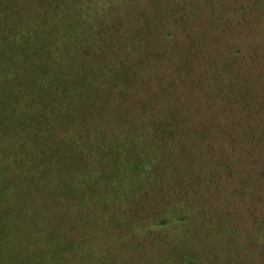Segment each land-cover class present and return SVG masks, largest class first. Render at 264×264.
Segmentation results:
<instances>
[{
  "label": "trees",
  "instance_id": "1",
  "mask_svg": "<svg viewBox=\"0 0 264 264\" xmlns=\"http://www.w3.org/2000/svg\"><path fill=\"white\" fill-rule=\"evenodd\" d=\"M124 1L0 0L1 234L5 225L3 214L7 212L5 204L11 200L16 203L24 202L31 195L41 198L38 200L42 201L43 208L56 207L65 216L71 213L72 216H87V209L92 210L99 205L108 206L121 199L126 204L128 196L136 197L145 186V180H150L154 174H158L159 180L167 173L177 175L175 165L165 162L172 152L168 150L165 155L158 152L162 146H166V142L172 146L184 133L188 137L210 135L211 142L215 130V135H227L225 141L234 156L227 154L221 146L211 151L207 160L212 163V173L206 172L202 176L203 180L195 181L190 190V199L181 198L182 202L185 201L183 211H179L181 208L178 206H169L162 215L166 217L152 220L149 229L159 231L176 225L180 229L184 222H189L195 216L202 224H216L213 236L215 240L228 238L237 231V224L234 227L226 226L227 223L232 225L231 218H234L233 214L236 212H219L221 205L216 197L208 199L209 203L203 202L199 197V188L202 184L207 187L216 186L218 189L217 184L234 182L236 174L237 178L242 179L245 172L236 164L244 163L243 154L246 152L257 160V176L264 173V163L262 168L257 166L259 163L261 165L258 158L264 153L260 149L264 133H259L256 142L248 139L247 145L246 140L242 141L240 129L237 130L236 137L233 135L236 133L234 124L241 125L239 104L243 106L241 112L245 115L244 119L246 115L255 116L261 112L258 109L264 107V78L260 79L255 75L259 71V74L264 73V66L258 69L255 63L263 55L252 54L250 61H246L249 59H243L236 51L240 42L248 40L250 36H260L251 31L252 25L256 26L261 21L255 12L260 10L261 3L259 0H227L224 4L222 0H216L217 4L212 0H204L198 3L201 5L212 1L207 6L209 16L212 17L213 14L217 19L223 20L224 25H232V29L239 32L233 35L237 42L233 44L234 52L228 53V62L225 64V67L235 65L229 73L233 81L228 82V78L213 72L214 62L209 63L210 57L207 60L206 52H199L196 47L194 49L197 43L193 45L192 41L188 46H183V57L180 55L177 58L181 62L179 65L183 71L192 74L186 79L199 90H208L214 82L220 95L226 83H230L227 84V93L232 95L237 86L236 95L239 93V97L236 100L237 115L227 116L225 123L214 126L206 133L205 130L193 133L191 126L187 125L188 120L186 122L182 119L179 122L169 110H154L160 95L152 96L155 99L146 103L143 98L138 102V117L139 110L140 116H146L149 109V118L147 122H141V130L135 132V127L124 123L133 112L136 83L147 82L152 75L151 67L164 63L166 47L170 49L171 39H175L168 29L172 30V26H180L182 23L187 25L189 22L186 21L189 14L183 9V4L181 7L178 3L180 9L171 10L167 7L168 0H152L154 5L150 7L146 5L150 0H129L128 4L133 7L126 6V11L129 9L134 12H129L130 21L124 17L123 29L116 22L120 18L118 11ZM141 3L142 8L139 5ZM222 5L228 7L223 16L220 15ZM248 11L255 14L253 20L257 22H252L254 24L250 23ZM200 31L191 35L195 41L205 39L207 32ZM182 38L183 41L187 40ZM262 49L264 47L258 50V54ZM193 50L198 58L207 60L210 64L203 80L199 78L202 75L194 78L192 69L205 63L198 61L194 54L189 55L193 63L188 61L187 53ZM241 76L243 79L240 80ZM194 80L197 82H193ZM169 90H172V86H169ZM169 101L170 99L165 102ZM179 116L182 117L180 114ZM124 124L127 128L129 126L128 131L119 133L118 127L122 129ZM262 124L264 126V121ZM185 125L186 129L183 128ZM236 153L243 154L239 158L235 156ZM187 185L190 188L189 182ZM224 189L226 192L228 187L224 185ZM238 195L244 199L241 204L242 215L252 217V195L248 192L229 193L228 199L223 203L235 204L232 199ZM259 200L257 197L256 203ZM32 202L30 199V204ZM13 204L15 211L26 210V213L10 229L11 241L21 239L20 234L16 236L18 231L14 230L17 226L26 223L32 225L35 222L34 215L28 214L30 205L25 206L23 203L18 207ZM256 225L253 239L247 237L242 246L251 250L252 243L256 251L259 249L258 257L263 264L264 247H260L264 242L263 220ZM195 231L199 234L201 232L198 229ZM52 237L54 242L60 241L59 236L54 234ZM172 254L168 257L174 259ZM187 255L192 254L189 252ZM189 257L182 262L176 259L172 261L175 264L216 262L215 257L208 256L206 251L194 253L191 259ZM246 260L252 263L251 256H247Z\"/></svg>",
  "mask_w": 264,
  "mask_h": 264
},
{
  "label": "rangeland",
  "instance_id": "2",
  "mask_svg": "<svg viewBox=\"0 0 264 264\" xmlns=\"http://www.w3.org/2000/svg\"><path fill=\"white\" fill-rule=\"evenodd\" d=\"M200 1L204 0H168L167 7L171 10H176L179 8V4L181 7L183 4V9L185 8L186 13L189 14L186 21L189 20V22L187 25L182 23L180 26L177 24L176 27L169 26L172 30H168L175 39H171L170 49L166 47L167 53L164 63L151 67L152 75L147 82L136 83L137 88L133 94L135 95L133 112L131 111L126 122H124L135 127V132H138V129L141 130V122H147L149 118V109L146 116H140L141 112L139 110L138 117V102L141 98H143L144 103L154 100L155 98L152 96L156 95H160V97L157 99L158 104L157 107L154 106V110L156 112L164 109L169 110L168 112L174 114L175 119L179 122L182 119L186 122L188 120L187 125L191 126L193 133L195 131L203 132L204 130V133H206L214 126L225 123L227 116L237 115L238 113L236 100L239 93L236 95L237 86L233 89L232 95L227 93L229 90L227 84L230 83H226L220 95L217 93L216 83L214 82L208 90H199L186 79L192 74L183 71L179 65L181 62L177 58L180 55L183 57V46H188L189 42L192 41L193 45L197 43L194 49L196 47L197 51L206 52L207 60L210 57L209 63L214 62L215 69H212L213 72L228 78V82L233 81L229 77V73L232 72L235 65L225 67V64L228 62V53L234 52L233 44L237 42L233 35L239 32L233 30L232 25H224L223 20L217 19L213 14L212 17L209 16L207 6L211 5L212 1L216 3V0L199 5ZM226 1L222 0L221 2L224 4ZM254 1H260L261 3L260 10L255 11L261 21L258 20L260 23L255 24L256 26L252 25L251 33L260 36H250L248 40L240 42V47L236 51L243 59H249L246 61H250L252 54L263 55L262 58L259 57L255 60L256 67L262 69L264 66V50L262 49L259 54L258 50L264 47V0ZM128 2L129 0H125L118 11V17L120 18L116 25H122L123 29H125L124 17L130 21L129 12H134L129 9L126 11V6H132ZM159 4L161 5L162 1ZM164 4L166 3L164 2ZM139 5L142 8L143 3ZM146 5L150 7L154 4L150 0V3ZM222 6L221 16L228 8L227 5ZM193 10L196 15H194ZM248 13L251 16L250 23L257 22L253 20L255 14L249 11ZM200 30H205L207 35H204L205 39L195 41L192 36L201 32ZM182 37L187 38V40L183 41ZM187 54L188 61L192 64L189 55L194 54V50ZM194 55L198 61L205 63L199 68L194 69L193 67L194 78L197 75L198 77L202 75L199 78L203 80V75L207 74L210 64L207 63V60H201L196 54ZM259 73L260 71L255 75H258L257 78L263 79L264 73ZM143 79L145 80L146 77H143ZM241 79H243L242 76ZM193 82L197 81L194 80ZM169 86H172L171 91ZM167 98L170 99L169 102H165L168 100ZM262 105H264V102ZM242 109V104H239L241 125L237 124L238 126H236L234 124L236 133L233 135L236 137L237 130L240 129L242 141L246 140L245 145H247L249 143L248 139H254L253 142H256L259 139V133H264L262 124V121H264V107H260L258 110H261V112L255 114V116L246 115L245 119L243 118L245 115L241 112ZM125 124L122 129L118 127L119 133L128 131L129 126L127 128ZM187 125L183 128L186 129ZM214 132L212 133L213 140L211 142H209L210 135L197 134L188 137L185 133L181 134L172 146L169 142H166V146H162L158 152L164 155L168 150V152H172L171 157L167 156L165 162L175 165L178 170L177 175L167 173L162 180H159L158 174H154L150 180L148 178L145 180L146 184L143 185V189L141 188L142 191L137 195L138 197L129 195L126 204L121 199L108 206L102 207L99 205L92 210L87 209L89 210L87 216H79L78 214L72 216V213L65 216V213L60 212L56 207L43 208L42 201L38 200L41 199L38 195L30 196L33 201L31 204L28 198L24 202L8 201L4 208L7 209V212L3 214L5 225L2 234L0 233V264H175L172 260L176 259L182 262L189 256L191 259L194 253L200 254L204 251L207 252L208 256L215 257V264L248 262L246 260L247 256L252 257V263L250 261L248 264H262L258 257L259 249L256 251L252 243L251 246L249 245L251 250L246 246H242L247 237L250 236L253 239V233L257 230L256 223L260 220L264 222V173L262 176H257L258 170L255 167V161L257 160H255V157L248 156L247 152L245 154L241 153V155L243 154L244 163L241 162L242 164L239 165L238 162L236 164L239 169L245 172L243 178H237L236 174L234 182L225 183V186L228 187L226 192H224V183L217 184L218 189L215 188L216 186L207 187L202 184L199 188V197L203 202L209 203L208 199L212 200L216 197L215 199H218L221 205L219 212L227 211L229 214L236 212L233 214L234 218H231L232 225L226 224L227 227H234L236 224L238 226L237 231L233 232L230 237L215 240L213 236L216 232V224H202L195 216L190 218L189 222H184L180 229L177 225L159 231L149 229L152 220L166 217V215H162L169 206H178L181 208L179 211H183L182 207L185 206V201L182 202L181 198L190 199L192 197L190 190L193 189L195 181L203 180L202 176L206 172L212 173V163L207 160V155L212 154L211 151L221 146L227 154L234 156L225 141L227 135H215ZM188 139L191 141H188ZM240 147L242 148V143H240ZM260 147L264 152V141L261 142ZM244 149L246 151L245 146ZM241 155L235 154L239 158ZM258 160H260L261 165L259 163L257 166L262 168L264 153L260 154ZM187 182L191 184V189ZM202 189L203 193L201 194ZM234 191L236 193L248 192L252 195V200H250L252 217L248 216L249 219L247 216H243V212H241L243 209L241 204L244 201L242 196L238 195V197L232 199L235 204H232V202L227 205L223 203L225 199H228L229 193ZM257 197L260 200L256 203ZM13 203L17 204L18 207L23 203L25 206L30 205L28 206V214L34 215L35 219L32 225H29V223H26L27 225L21 224L14 229L18 231L16 236L18 237V234H20L21 238L15 241H11L10 229L22 220L26 210L25 212L15 211ZM75 211L78 213V210ZM89 215L90 217H88ZM196 229L201 231L200 234L199 232L196 233ZM54 234L59 236V242L52 240ZM206 234L208 237H205ZM262 236H264V233ZM260 247H264V242ZM170 252L173 253L171 256L174 259L168 257L171 254ZM189 252L192 255H187ZM167 260L171 262H166Z\"/></svg>",
  "mask_w": 264,
  "mask_h": 264
},
{
  "label": "flooded vegetation",
  "instance_id": "3",
  "mask_svg": "<svg viewBox=\"0 0 264 264\" xmlns=\"http://www.w3.org/2000/svg\"><path fill=\"white\" fill-rule=\"evenodd\" d=\"M224 185H225V183H224Z\"/></svg>",
  "mask_w": 264,
  "mask_h": 264
}]
</instances>
